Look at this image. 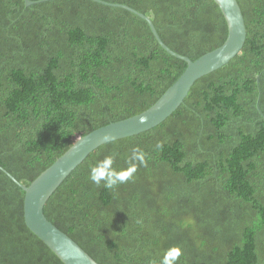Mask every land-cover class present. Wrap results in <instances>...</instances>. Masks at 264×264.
Returning <instances> with one entry per match:
<instances>
[{"label": "trees", "instance_id": "16d2710c", "mask_svg": "<svg viewBox=\"0 0 264 264\" xmlns=\"http://www.w3.org/2000/svg\"><path fill=\"white\" fill-rule=\"evenodd\" d=\"M0 0V264H65L26 224L25 191L76 141L150 108L187 62L147 20L96 0ZM151 16L196 60L228 37L215 0H104ZM241 53L198 79L164 122L94 150L45 215L99 264H264V0H238ZM159 145V147H157ZM147 167L114 189L90 168L134 147ZM12 176L17 180H14Z\"/></svg>", "mask_w": 264, "mask_h": 264}, {"label": "water", "instance_id": "95a60500", "mask_svg": "<svg viewBox=\"0 0 264 264\" xmlns=\"http://www.w3.org/2000/svg\"><path fill=\"white\" fill-rule=\"evenodd\" d=\"M103 4L125 8L147 20L160 43L170 54L187 62L182 75L167 91L147 110L129 118L111 122L76 141L49 168L43 171L30 185H19L25 191L24 216L27 226L65 263V264H99L72 237L59 229L45 215V206L63 181L94 150L112 141L131 137L148 131L170 117L185 101L195 82L201 77L225 66L231 59L241 53L247 39L245 16L238 0H215L220 6L227 24L228 37L223 45L202 55L196 60L181 55L169 48L161 39L151 16L120 3ZM27 6L35 1L25 0ZM141 117H147L145 124H139ZM110 133L111 139L105 140ZM12 178L16 180L13 176ZM17 182V180H16Z\"/></svg>", "mask_w": 264, "mask_h": 264}, {"label": "clouds", "instance_id": "9594fccd", "mask_svg": "<svg viewBox=\"0 0 264 264\" xmlns=\"http://www.w3.org/2000/svg\"><path fill=\"white\" fill-rule=\"evenodd\" d=\"M146 122L147 117H141L138 123L145 124ZM110 137V133L106 134L105 140H110ZM157 147H159V145H157ZM117 155L118 153L113 151L102 160L97 161L94 166H91L89 179L93 184L96 186L102 185L107 189H114L119 185L127 183L137 172L139 167H147V154L138 146L132 148L126 168L117 169L114 167ZM181 255L182 249L179 246L171 247L165 251L161 264H177Z\"/></svg>", "mask_w": 264, "mask_h": 264}]
</instances>
